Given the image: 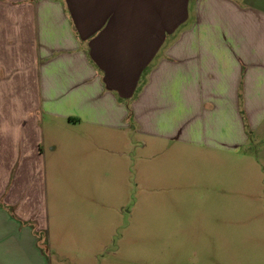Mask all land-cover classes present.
Wrapping results in <instances>:
<instances>
[{
	"label": "crops",
	"instance_id": "obj_1",
	"mask_svg": "<svg viewBox=\"0 0 264 264\" xmlns=\"http://www.w3.org/2000/svg\"><path fill=\"white\" fill-rule=\"evenodd\" d=\"M59 125L258 155L264 0H0V264H52L32 179Z\"/></svg>",
	"mask_w": 264,
	"mask_h": 264
},
{
	"label": "rangeland",
	"instance_id": "obj_2",
	"mask_svg": "<svg viewBox=\"0 0 264 264\" xmlns=\"http://www.w3.org/2000/svg\"><path fill=\"white\" fill-rule=\"evenodd\" d=\"M48 132L32 180L52 264H264V141L152 156L133 133L74 148L65 126Z\"/></svg>",
	"mask_w": 264,
	"mask_h": 264
}]
</instances>
